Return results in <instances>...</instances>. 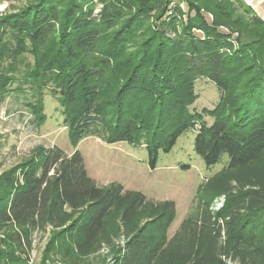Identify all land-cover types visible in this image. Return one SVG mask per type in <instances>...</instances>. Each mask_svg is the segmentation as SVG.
Wrapping results in <instances>:
<instances>
[{
  "label": "trees",
  "instance_id": "obj_1",
  "mask_svg": "<svg viewBox=\"0 0 264 264\" xmlns=\"http://www.w3.org/2000/svg\"><path fill=\"white\" fill-rule=\"evenodd\" d=\"M19 1L0 14V94L15 79L50 88L76 147L90 136L144 145L156 168L199 123L205 164L229 159L169 237L172 200L103 187L79 150L39 144L0 173V264H28L49 227L76 255L111 247L107 264H264V18L245 0ZM202 77L221 91L210 125L190 108Z\"/></svg>",
  "mask_w": 264,
  "mask_h": 264
},
{
  "label": "rangeland",
  "instance_id": "obj_2",
  "mask_svg": "<svg viewBox=\"0 0 264 264\" xmlns=\"http://www.w3.org/2000/svg\"><path fill=\"white\" fill-rule=\"evenodd\" d=\"M19 0H0V14L18 5ZM185 8L186 4H182ZM33 60L32 56H28ZM197 99L191 110L201 113L205 123L211 124L214 109L221 98L218 86L208 78L196 81ZM42 101L46 118L38 126L31 103ZM207 111H205V110ZM62 106L50 88L43 93L36 87L15 79L0 94V173L27 159L32 149L39 145H58L67 153L79 150L85 158L91 178L103 186L119 184L127 190H135L155 200H172L176 215L168 229L172 237L183 220L197 204L196 195L204 181L220 171L228 161L224 155L218 163L207 166L194 148L199 123L185 131L169 152L160 151L156 168L149 164V154L144 145L128 141L108 143L95 136L86 137L76 147L71 141L69 129L64 126ZM222 202L219 198L212 205L217 209ZM62 229L49 227L45 232L35 233L28 264H107L112 248L104 245L99 251L76 255L65 250L69 245ZM120 239L115 240V244Z\"/></svg>",
  "mask_w": 264,
  "mask_h": 264
},
{
  "label": "crops",
  "instance_id": "obj_3",
  "mask_svg": "<svg viewBox=\"0 0 264 264\" xmlns=\"http://www.w3.org/2000/svg\"><path fill=\"white\" fill-rule=\"evenodd\" d=\"M245 2L252 6L259 16L264 18V0H245Z\"/></svg>",
  "mask_w": 264,
  "mask_h": 264
}]
</instances>
